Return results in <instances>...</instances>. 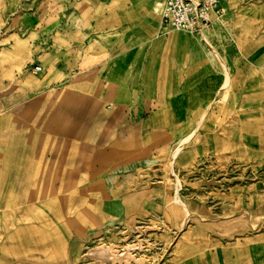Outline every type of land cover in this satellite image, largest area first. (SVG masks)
I'll use <instances>...</instances> for the list:
<instances>
[{
	"label": "rangeland",
	"instance_id": "rangeland-1",
	"mask_svg": "<svg viewBox=\"0 0 264 264\" xmlns=\"http://www.w3.org/2000/svg\"><path fill=\"white\" fill-rule=\"evenodd\" d=\"M162 2L90 27L76 0H0L2 108L18 90L41 147L0 169V264H264V0H220L201 34L163 29ZM170 105L174 126L138 124Z\"/></svg>",
	"mask_w": 264,
	"mask_h": 264
},
{
	"label": "crops",
	"instance_id": "crops-1",
	"mask_svg": "<svg viewBox=\"0 0 264 264\" xmlns=\"http://www.w3.org/2000/svg\"><path fill=\"white\" fill-rule=\"evenodd\" d=\"M110 4V0H76V5L79 8V13L81 15V23L82 25H89L90 27H94L95 20L99 18L106 10L107 6ZM161 21V18H160ZM161 26V22H160ZM170 89H173V85L170 84ZM10 93L11 96V109L3 111V102L4 99L3 89L0 87V169L6 167L9 169L7 174L15 175L18 174L20 162L19 160H26V168L29 169L32 167V162L35 157V153L40 151L41 147L36 146V136L34 134L35 124L33 120L19 119V99H18V90L16 92H6V94ZM152 94H160L163 93L160 90H156L150 92ZM170 93L177 94L180 92H172ZM182 94L185 92H181ZM23 105V104H22ZM33 105L32 102H27V106ZM145 105V104H144ZM173 105L166 107V109L161 110H153L148 109L146 107H140V110H146L149 113L143 115L138 119V124L140 126H147L152 128H161L162 126H174L178 120L180 119V110L178 108H174ZM94 110L102 109V104H100L99 100L94 102L92 107ZM163 113L165 117H163ZM112 126H114V120H107ZM99 124V120H91L90 125L92 127H97ZM118 126L127 125L126 120L122 123L117 124ZM26 129L20 130L22 127ZM21 127V128H20ZM80 132H82V124H79ZM41 136V135H40ZM80 140H77L78 146H76V151L82 152L84 143L83 136H77ZM80 145V146H79ZM93 148V147H92ZM5 164V165H3ZM4 173L3 171H1ZM28 173V172H27ZM17 182V180H16Z\"/></svg>",
	"mask_w": 264,
	"mask_h": 264
},
{
	"label": "built area",
	"instance_id": "built-area-1",
	"mask_svg": "<svg viewBox=\"0 0 264 264\" xmlns=\"http://www.w3.org/2000/svg\"><path fill=\"white\" fill-rule=\"evenodd\" d=\"M220 0H163L160 18L163 29H178L201 34L209 30L214 18L221 14ZM40 65L32 67L33 72Z\"/></svg>",
	"mask_w": 264,
	"mask_h": 264
},
{
	"label": "bare ground",
	"instance_id": "bare-ground-1",
	"mask_svg": "<svg viewBox=\"0 0 264 264\" xmlns=\"http://www.w3.org/2000/svg\"><path fill=\"white\" fill-rule=\"evenodd\" d=\"M159 6H160V3L155 4L154 6L155 12L159 11ZM130 250H131V247L129 246L124 250L125 251L124 253L119 254V251L113 250L112 247L108 249L105 246H99L95 249L89 250L88 256L94 258L101 264H109V262L112 263L114 261L121 260V259H124L126 262H128L132 258L136 260V258L130 254Z\"/></svg>",
	"mask_w": 264,
	"mask_h": 264
}]
</instances>
